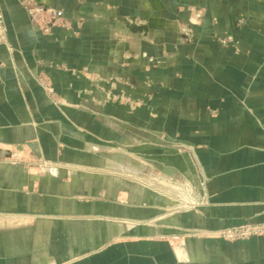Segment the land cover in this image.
<instances>
[{"label": "crops", "instance_id": "1", "mask_svg": "<svg viewBox=\"0 0 264 264\" xmlns=\"http://www.w3.org/2000/svg\"><path fill=\"white\" fill-rule=\"evenodd\" d=\"M25 1L0 0L8 28L0 45V154L17 151L58 168L98 172L146 162L192 182L202 172L209 205L161 218L165 200L147 189L110 183L90 189L84 180L0 161V264H264V235L164 239L264 223V0L191 1L205 11L193 40L139 29L125 49L146 56L128 61L123 72L95 51L87 65L84 48L81 57L72 42L41 34ZM210 28L232 32L237 49L220 46ZM138 40L156 44L141 49ZM50 61L76 73L50 70ZM41 70L51 77L57 104L37 81ZM86 70L99 77L82 75ZM102 74L108 86L124 90L122 107L101 88ZM178 144L188 153L177 152ZM151 218L155 225L134 226Z\"/></svg>", "mask_w": 264, "mask_h": 264}, {"label": "rangeland", "instance_id": "2", "mask_svg": "<svg viewBox=\"0 0 264 264\" xmlns=\"http://www.w3.org/2000/svg\"><path fill=\"white\" fill-rule=\"evenodd\" d=\"M26 1L24 6L29 22L41 34L53 36L57 41L72 42V48L80 50L81 57L84 48L87 65L93 64L92 57L93 51H95L96 54L100 53L102 63L108 65L111 59V63H115L117 67L122 68L119 70L121 72H123V65L128 61L140 59L142 54L146 56L143 50L141 53L127 54L125 44L130 41L131 33H136L140 31L139 29L145 28L147 33L164 30L165 33L170 35L177 34L182 42L189 43L193 40L198 28L203 26L205 17V11L202 8L190 5L191 1L203 3L204 0H154L159 6L154 5V3L152 5L150 0ZM216 21L214 18L211 23L214 24ZM0 23L4 29L0 45H4L7 41L8 28L1 14ZM243 25L244 21L241 18L237 21V27L240 28ZM205 31L211 33V37L220 46L237 49L238 41L234 38L232 32H213L212 28L205 29ZM169 43H172V41H169ZM142 44H147L151 49L156 42H139L138 40V48L144 49ZM127 55L133 57L126 58ZM149 60L152 61L153 59ZM39 64L40 66L46 65L43 62ZM73 64L78 65V61L74 60ZM67 65L66 63L50 61L46 68H50V70H68L76 73L75 69L69 68ZM86 74L94 75L87 70L82 75L86 76ZM95 75L99 77L97 74ZM100 77L98 79L102 82L101 88L105 94L111 93V97L115 98L118 106L122 107L120 97L121 92L124 90L111 88L108 86L109 82L103 78V74ZM37 81L50 102L57 104L59 95L52 84L50 75L41 70ZM133 140L139 144V140L136 138H133ZM138 147H134V150ZM175 150L180 154L188 151L183 144H178ZM140 157V154H134V158L138 161H140ZM0 161L19 165L21 168L33 171L40 176L55 175L70 181L84 180L86 188L90 189H93V187L96 189L100 184L101 187L105 185L109 187V183L110 187L117 186L118 189H124L126 184L131 185V188L136 191L140 188L147 189L165 200L164 212L160 216L161 218L198 212L209 205V197L206 191L207 178L202 172L197 173L198 181L192 182L183 173H165L157 169L154 164H147L146 162L144 165L138 162L139 164L136 166L103 169L100 172L93 170L91 167L86 169L58 168L46 160L35 156H27L17 151H6L0 154ZM155 219L138 220L133 223L134 226L155 225L157 222ZM260 224H242L214 232L193 229L164 239L168 241H184L186 239H217L227 242L247 241L264 235V232L256 235L253 229L247 228ZM160 239H163V237Z\"/></svg>", "mask_w": 264, "mask_h": 264}, {"label": "built area", "instance_id": "3", "mask_svg": "<svg viewBox=\"0 0 264 264\" xmlns=\"http://www.w3.org/2000/svg\"><path fill=\"white\" fill-rule=\"evenodd\" d=\"M3 34H4V29L0 23V42L3 39ZM247 228L253 229V231H255L254 233H256V235L259 234L260 232H264V224L256 225V226H253L252 228H250V227H247ZM240 230H241V228H240ZM238 231H239V229H238Z\"/></svg>", "mask_w": 264, "mask_h": 264}, {"label": "bare ground", "instance_id": "4", "mask_svg": "<svg viewBox=\"0 0 264 264\" xmlns=\"http://www.w3.org/2000/svg\"><path fill=\"white\" fill-rule=\"evenodd\" d=\"M132 25V24H131Z\"/></svg>", "mask_w": 264, "mask_h": 264}]
</instances>
